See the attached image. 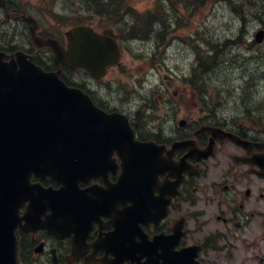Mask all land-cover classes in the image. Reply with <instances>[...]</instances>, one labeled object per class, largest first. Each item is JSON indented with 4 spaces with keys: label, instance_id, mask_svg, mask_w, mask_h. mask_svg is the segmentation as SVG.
<instances>
[{
    "label": "flooded vegetation",
    "instance_id": "obj_1",
    "mask_svg": "<svg viewBox=\"0 0 264 264\" xmlns=\"http://www.w3.org/2000/svg\"><path fill=\"white\" fill-rule=\"evenodd\" d=\"M189 2L185 0L180 6ZM29 14L37 23L27 21ZM146 23L148 26L139 36L162 24L159 19ZM33 28H37V36L52 37L67 45L65 31L58 28L53 32L38 12L21 6L17 0H7V9L0 7V51L9 59L22 50L43 64L49 61V67L55 69L52 49L34 42ZM128 65L123 62L111 67L102 79L93 78L82 68L74 71L75 78L64 77L68 85L89 94L106 114L118 112L129 118L139 142H154L159 168L151 184L140 186L138 202L140 211L145 213L143 220L135 232L128 225L121 236L110 242L115 223L127 220L132 201L128 185L115 187L124 162L118 151L124 150L125 145L120 143L122 139L100 137V152L93 161L100 168L83 176L78 188L94 189L96 192H87L88 198L108 214L84 219L90 225L85 238L81 226L77 233L65 238L51 235L46 229L19 230L20 255L47 264L53 263L54 255L58 264H131L130 260L117 263L121 259L116 250L118 244L132 243L144 250L148 241L154 242L159 264L164 263L163 257L172 259L178 250L194 245L200 247L197 259L201 263L224 264L229 248L237 253V246L264 247V177L258 173L259 162L264 163V97L238 94L235 106L230 108L212 97L195 95L191 77L173 71L170 76L158 73L155 77L160 94L156 104L151 105L149 97L137 100L122 95V83L135 80L138 73L131 67L126 72L122 70L126 79L111 73ZM91 140L84 139L85 148L92 149L88 143ZM109 150L113 153L105 152ZM33 181H40L45 187H59L49 177H33ZM50 213L51 210L46 211L47 215ZM142 253L141 250L137 254ZM145 260L143 256L141 262Z\"/></svg>",
    "mask_w": 264,
    "mask_h": 264
},
{
    "label": "water",
    "instance_id": "obj_2",
    "mask_svg": "<svg viewBox=\"0 0 264 264\" xmlns=\"http://www.w3.org/2000/svg\"><path fill=\"white\" fill-rule=\"evenodd\" d=\"M0 6L6 7L5 0H0ZM263 34L264 30L258 32V41ZM67 37L68 50L57 40L44 43L54 48L59 65L83 66L100 78L119 60L117 43L89 26H75ZM3 56L0 53V264H18L15 229L22 219L31 224L33 217L29 213L20 216L19 209L27 200L33 201L34 208L36 199L43 196L33 197L31 175H50L65 184L62 190H43L54 201L74 194L81 170L75 163L77 133L94 129L100 118L79 112L85 101L60 78L61 70L46 72L23 53L10 61ZM137 157L130 160L140 162ZM36 226L55 225L39 222ZM184 259L180 257L178 264H196Z\"/></svg>",
    "mask_w": 264,
    "mask_h": 264
},
{
    "label": "rangeland",
    "instance_id": "obj_3",
    "mask_svg": "<svg viewBox=\"0 0 264 264\" xmlns=\"http://www.w3.org/2000/svg\"><path fill=\"white\" fill-rule=\"evenodd\" d=\"M24 1L29 4V9L38 12L39 15L42 16L46 24L50 26V29H53V32L57 31L58 28L62 29V31L69 28V25L59 24L54 21V16L57 14L69 15L68 19H70V17H73L70 14L75 11L77 12L76 9L79 4L78 0H23V2ZM128 1L138 10H147L159 4L160 10L167 20H173L172 13L175 9L180 12V14L187 15V17L183 16L181 19L183 27L177 28L174 32L175 37H170L167 43L159 50V56L164 54L169 57L168 63L173 69L181 68L183 70L188 64L193 68L196 63V51H200L199 45L203 44L204 49L207 50V45L209 46V44L215 43L214 48L219 52L225 49V55L220 54L215 62L212 63L213 69L210 72V78H208L207 83L204 84L208 96L224 97V100L232 101L230 102L232 106L233 102L237 100V91L239 92L240 88L244 91L243 94L253 95L257 98L261 97L260 95H264V44L262 46H256L261 49V56L256 53L252 46L246 45L248 40L254 39V35L252 37L246 34L255 33L260 24H262V21L255 17L248 16L246 22H243L241 27L240 14L236 11L238 0H204V6H202L201 0H199L197 6H195V0H192L188 3L189 8L181 9V11L180 4L185 0ZM243 1L247 3L249 0ZM166 11H170V14ZM95 26L97 27V25ZM101 26L105 27L100 21L99 27L102 28ZM191 35H193V38L189 39ZM232 35L235 36L233 37ZM226 37L233 39L229 42L233 44L232 47L225 45V41L220 42ZM182 39L183 41L189 40V43L183 42ZM195 47L199 49L197 48L195 51ZM165 48H167L166 53L164 51ZM187 48L188 51L185 50ZM204 49L201 50V54L205 53ZM140 53L142 52L140 51ZM223 58L224 61H222ZM237 58L240 59V63H242L243 58L252 59L253 63L249 64L256 69L249 70L248 68H243L246 69V71H243L242 68H238L237 70ZM133 59H136L135 62H131ZM141 60L142 59L139 60L135 58L134 55L129 52L124 62L131 65H128L129 67H123L122 69L113 70L111 74L115 75V77L126 79L122 70L125 69L124 72H126V70L131 67L133 71L139 72L146 68L144 62ZM254 60H257L258 64ZM248 72L250 76H246ZM75 76L77 75H71V77ZM250 77L254 78L255 81L249 80ZM248 80L250 82L247 83ZM164 81L163 79V82ZM132 89L131 79H127L122 83V93L131 91ZM254 253L264 255V247L259 245L254 249ZM259 261L260 257L257 261L256 257L251 255L250 249L244 250L241 246H237V253L233 248V253L227 255L224 264H258Z\"/></svg>",
    "mask_w": 264,
    "mask_h": 264
},
{
    "label": "trees",
    "instance_id": "obj_4",
    "mask_svg": "<svg viewBox=\"0 0 264 264\" xmlns=\"http://www.w3.org/2000/svg\"><path fill=\"white\" fill-rule=\"evenodd\" d=\"M92 1V0H88ZM84 3H88L87 0L84 1ZM96 5H86V6H81L83 10H85L87 13L91 14H98L102 17H116L117 16V7L114 6H107L100 4V2L94 3ZM242 18L243 22H246V19L248 16L250 17H255L259 20H261L264 23V0H249V3H242L237 2V10H236ZM78 16L75 15L74 19H71L72 25L73 24H78V23H84V21H81L80 19H75ZM80 18V17H79ZM218 44V43H216ZM215 43L209 44L210 52L208 56V61L210 60V65L212 66V63L215 62L216 58L219 56V54H224L225 55V49H223L221 52L216 50L214 48ZM200 59L202 62L204 61L203 59V54L199 52ZM224 61V58L222 59Z\"/></svg>",
    "mask_w": 264,
    "mask_h": 264
},
{
    "label": "bare ground",
    "instance_id": "obj_5",
    "mask_svg": "<svg viewBox=\"0 0 264 264\" xmlns=\"http://www.w3.org/2000/svg\"><path fill=\"white\" fill-rule=\"evenodd\" d=\"M246 75H248V74H246Z\"/></svg>",
    "mask_w": 264,
    "mask_h": 264
}]
</instances>
